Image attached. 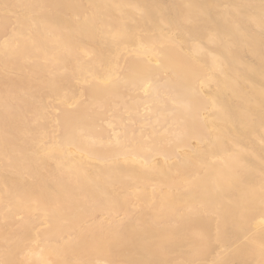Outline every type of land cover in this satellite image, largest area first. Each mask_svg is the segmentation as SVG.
I'll use <instances>...</instances> for the list:
<instances>
[{
    "label": "bare ground",
    "instance_id": "obj_1",
    "mask_svg": "<svg viewBox=\"0 0 264 264\" xmlns=\"http://www.w3.org/2000/svg\"><path fill=\"white\" fill-rule=\"evenodd\" d=\"M0 264H264V0H0Z\"/></svg>",
    "mask_w": 264,
    "mask_h": 264
}]
</instances>
